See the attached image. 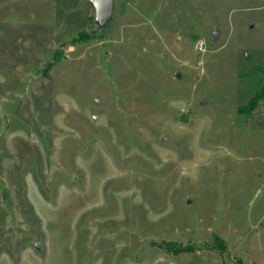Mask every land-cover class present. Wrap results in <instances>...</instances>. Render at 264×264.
<instances>
[{
  "label": "rangeland",
  "instance_id": "1",
  "mask_svg": "<svg viewBox=\"0 0 264 264\" xmlns=\"http://www.w3.org/2000/svg\"><path fill=\"white\" fill-rule=\"evenodd\" d=\"M0 264H264V0H0Z\"/></svg>",
  "mask_w": 264,
  "mask_h": 264
},
{
  "label": "water",
  "instance_id": "2",
  "mask_svg": "<svg viewBox=\"0 0 264 264\" xmlns=\"http://www.w3.org/2000/svg\"><path fill=\"white\" fill-rule=\"evenodd\" d=\"M90 4L95 9V21L98 25V28L101 29L105 27L113 18L114 8H115V0H90ZM218 31H214V39H217L219 36ZM249 54L246 53V57ZM179 76L180 73H177ZM206 100V99H205ZM41 244L39 242L35 243L36 248H40Z\"/></svg>",
  "mask_w": 264,
  "mask_h": 264
},
{
  "label": "trees",
  "instance_id": "3",
  "mask_svg": "<svg viewBox=\"0 0 264 264\" xmlns=\"http://www.w3.org/2000/svg\"><path fill=\"white\" fill-rule=\"evenodd\" d=\"M253 102V101H252ZM255 103V102H254ZM253 104V103H252Z\"/></svg>",
  "mask_w": 264,
  "mask_h": 264
}]
</instances>
